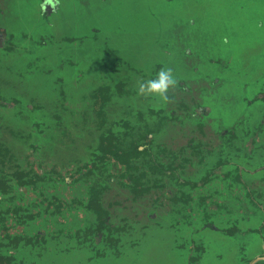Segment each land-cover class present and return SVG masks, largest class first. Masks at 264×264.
Returning <instances> with one entry per match:
<instances>
[{
    "label": "flooded vegetation",
    "instance_id": "af4514ba",
    "mask_svg": "<svg viewBox=\"0 0 264 264\" xmlns=\"http://www.w3.org/2000/svg\"><path fill=\"white\" fill-rule=\"evenodd\" d=\"M1 1L0 264L70 254L115 264L141 252L164 221L182 264H199L209 234L243 253L234 264H264V84L226 125L200 93L208 83L195 90L178 80L172 102L156 106L137 88L156 78L154 61L135 73L97 32L78 38L74 26L68 36L70 27L50 25L61 0H34L49 26L34 32L20 18L30 0ZM69 1L77 20L79 0ZM31 65H45L44 90L23 80ZM142 200L145 221L162 222L127 235L128 205ZM252 236L258 253L249 257L239 245Z\"/></svg>",
    "mask_w": 264,
    "mask_h": 264
},
{
    "label": "rangeland",
    "instance_id": "374dc122",
    "mask_svg": "<svg viewBox=\"0 0 264 264\" xmlns=\"http://www.w3.org/2000/svg\"><path fill=\"white\" fill-rule=\"evenodd\" d=\"M68 1L61 0L62 5L55 12L49 11L46 21L50 25L61 29L68 26L67 35L74 31L78 38L97 32L96 42L103 44L106 40L121 49L135 73L140 71V64L151 65L154 61V70L155 65L160 69L170 67L177 81L190 89L197 90L208 83L200 93L208 101L211 113H223L224 125L231 122L230 113L248 109L246 102L263 88L264 0H79L77 20L73 11L77 9L71 8ZM23 7L26 16L20 18L29 22V31H45L49 27L37 15V11L43 10L37 1L30 0ZM59 32L53 27L54 37ZM30 50L37 49L31 46ZM43 66L31 65L23 78L31 80L37 90L45 89L39 70ZM26 98L22 96L21 100ZM36 98L47 101L46 94ZM154 104L162 103L155 98ZM257 141H261L260 137ZM149 209L144 200L128 205L127 235H135L141 226L144 231L154 229L155 222H162L145 221L143 213ZM161 215L158 212V220ZM166 222L159 231L151 230L154 237L142 246L141 252L134 251L115 264H144L146 260L151 264H182L183 254L178 255L170 247ZM256 240L252 236L240 243L246 256L257 255ZM203 241L205 252L199 264H234L238 257H243V253H235L232 242L214 234ZM219 250L223 251L220 261L214 256ZM72 255H65L62 263L52 264H81V258ZM100 264L108 263L104 260Z\"/></svg>",
    "mask_w": 264,
    "mask_h": 264
},
{
    "label": "clouds",
    "instance_id": "9594fccd",
    "mask_svg": "<svg viewBox=\"0 0 264 264\" xmlns=\"http://www.w3.org/2000/svg\"><path fill=\"white\" fill-rule=\"evenodd\" d=\"M225 43L227 38H225ZM177 79L170 67L162 68L156 75V78L138 81V94L141 96L155 97L162 104L171 103L169 92L177 87Z\"/></svg>",
    "mask_w": 264,
    "mask_h": 264
},
{
    "label": "water",
    "instance_id": "95a60500",
    "mask_svg": "<svg viewBox=\"0 0 264 264\" xmlns=\"http://www.w3.org/2000/svg\"><path fill=\"white\" fill-rule=\"evenodd\" d=\"M51 12H52V13L55 12V9H52Z\"/></svg>",
    "mask_w": 264,
    "mask_h": 264
}]
</instances>
